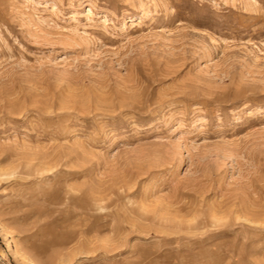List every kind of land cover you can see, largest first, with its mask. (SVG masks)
<instances>
[{"label":"rangeland","instance_id":"374dc122","mask_svg":"<svg viewBox=\"0 0 264 264\" xmlns=\"http://www.w3.org/2000/svg\"><path fill=\"white\" fill-rule=\"evenodd\" d=\"M0 264H264V0H0Z\"/></svg>","mask_w":264,"mask_h":264},{"label":"bare ground","instance_id":"6f19581e","mask_svg":"<svg viewBox=\"0 0 264 264\" xmlns=\"http://www.w3.org/2000/svg\"><path fill=\"white\" fill-rule=\"evenodd\" d=\"M94 206H95V205H94ZM15 248H16V250H17L18 254H19V255H21V254H22V252H20V251H19V248H17V247H16V245H15ZM17 252H16V253H17ZM25 257H26V256L24 255V258H25ZM22 260H23V259H22ZM23 261H24V260H23ZM27 261H28V260H27Z\"/></svg>","mask_w":264,"mask_h":264}]
</instances>
